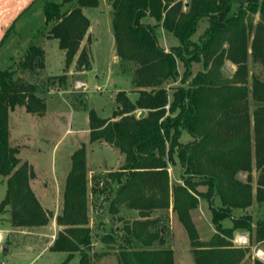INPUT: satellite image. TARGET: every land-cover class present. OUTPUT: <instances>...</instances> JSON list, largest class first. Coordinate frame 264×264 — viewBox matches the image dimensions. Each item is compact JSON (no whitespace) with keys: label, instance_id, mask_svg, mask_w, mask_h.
Wrapping results in <instances>:
<instances>
[{"label":"trees","instance_id":"trees-1","mask_svg":"<svg viewBox=\"0 0 264 264\" xmlns=\"http://www.w3.org/2000/svg\"><path fill=\"white\" fill-rule=\"evenodd\" d=\"M69 1H45L46 36L59 40L66 70L75 61L78 68L87 69L93 38L84 7H96L100 0H76L75 6L63 9ZM110 1L119 65L132 70L137 96L131 99L124 90L118 91V105L109 118L93 109L89 112L90 141H105L125 155L120 168L109 171L94 193L110 192L106 198L112 216L125 209L136 210L140 218L125 219L119 234L103 233L100 240L108 248L103 253L95 250L98 235L91 225L93 202L83 143L72 154L63 208L56 215L59 229L50 249L67 253L59 264H99L104 254L113 251L119 264H175L174 249L166 243L164 218L151 217L152 212L171 209L189 232L196 264H246L243 259L250 248L233 243L236 232L248 231L264 242V218L254 221L252 213L234 214L235 209L251 207L254 199L264 202V79L256 74L250 79L247 63L251 54L264 65V0H244L238 5L236 0ZM147 16L156 23L145 20ZM203 19L209 24L194 41ZM159 25L172 32L179 44L162 47L156 33ZM225 60L237 65L231 77L223 73ZM179 61L185 66L181 76ZM200 61L204 68L193 75L192 64ZM19 67H45L38 41L27 48ZM66 74L55 77L64 82ZM15 75L13 67L0 69V175L7 177L8 187L0 213L9 212L16 227L42 226L54 214L30 186L35 171L29 163H21L18 148L10 142L9 112L21 105L31 114L44 115L47 103L36 94L33 83ZM179 77L181 85H166ZM142 110L145 113L139 116ZM183 131L192 139L181 141ZM175 155L182 166V182L171 180L169 162ZM254 167L258 182L253 195ZM240 171L248 173L247 181L237 177ZM201 185L206 189L200 190ZM201 198L208 201L216 230L208 241L199 239L191 215ZM227 219L231 225L224 224ZM254 263L264 264L258 259Z\"/></svg>","mask_w":264,"mask_h":264},{"label":"rangeland","instance_id":"rangeland-1","mask_svg":"<svg viewBox=\"0 0 264 264\" xmlns=\"http://www.w3.org/2000/svg\"><path fill=\"white\" fill-rule=\"evenodd\" d=\"M46 0H34L32 4L18 16L13 25L3 35L0 41V69L13 67L16 77L23 79L36 86V94L47 103L44 115L30 113L25 106L18 105L9 112V137L12 146L18 148L21 163L27 162L35 171V176L30 181V186L35 191L40 203L53 212L54 216L47 225L16 227L9 219V212L0 213V264H59L67 257L66 252L51 250L50 246L59 229L56 215L63 208V193L65 182L71 170L72 154L83 143L86 144L89 197L93 202L90 206L91 225L98 235L95 239L94 248L103 253L108 246L101 242L103 233H121L124 220L140 218L136 212L125 209L112 216L109 212L110 201L106 196L110 192H96L102 187L101 179H108V172L117 170L124 162L125 155L105 141L91 142L90 110H95L101 117L109 118L117 108L116 94L124 90L131 99H135L137 92L132 81V70L119 65V57L116 51L115 35L112 27V6L110 0H100L96 7H84V13L91 19L89 34L92 35L91 66L87 69L77 67L73 62L68 70L65 69V52L59 46V40L46 36L49 26H46L44 6ZM62 2V0H54ZM244 0H236L235 4L243 3ZM77 4L71 0L64 4L63 9H70ZM6 16V15H5ZM3 16V18H5ZM147 21L156 23V20L147 16ZM259 20V15L254 21ZM208 20L199 22L193 40H199ZM4 24L0 26L3 30ZM1 33V31H0ZM160 45L174 46L179 44L178 38L165 27H156ZM38 41L45 53V67L28 70L19 67L25 51L31 43ZM87 39L85 38L84 44ZM249 78L252 74L264 79V65L248 55ZM180 76L185 70L182 61L178 62ZM192 72L195 75L203 69L202 61L192 64ZM237 65L230 60H225L223 73L231 77ZM65 81L55 76L63 75ZM192 75V76H193ZM192 76L187 77L190 80ZM84 82L78 86L77 82ZM180 77L176 81H170L167 86L181 85ZM173 90H169L170 96ZM251 97V95L249 96ZM251 106L253 99L251 97ZM192 139L187 131H183L181 141ZM172 182H182V166L177 156L169 162ZM237 177L247 181L248 173L240 171ZM258 171L251 172V185L253 195L256 193ZM114 184V189L117 187ZM7 177L0 175V202L7 192ZM201 189L206 186L201 185ZM109 193V194H108ZM252 213L253 220L264 218V202L259 203L254 199L251 207L245 210L235 209L234 214L240 216ZM160 214L164 218L163 225L166 228V243L174 249L175 264H196L193 248L190 245V236L180 221L178 215L171 209L168 212L158 210L152 212L151 217ZM122 215L124 219L119 216ZM192 220L198 237L202 241H208L216 233L212 222V214L208 201L201 198L199 206L191 210ZM103 223L108 224L106 227ZM224 224L231 225L228 219ZM162 225V224H161ZM235 245L249 247L243 263L255 264L256 259L264 262V242L255 240V236L248 231L239 230L233 239ZM113 252L105 255H117ZM103 257L98 260L102 264ZM118 259V258H117ZM76 259L72 260L74 262ZM116 264V262H115ZM119 264V262L117 263Z\"/></svg>","mask_w":264,"mask_h":264},{"label":"water","instance_id":"water-1","mask_svg":"<svg viewBox=\"0 0 264 264\" xmlns=\"http://www.w3.org/2000/svg\"><path fill=\"white\" fill-rule=\"evenodd\" d=\"M34 0H0V19L5 16L2 20L4 27L0 33V41L3 39V35L6 31L13 25L18 16L22 14L33 2ZM189 5V1H186V10ZM1 22V20H0ZM145 113L142 110L139 113V116H142Z\"/></svg>","mask_w":264,"mask_h":264},{"label":"crops","instance_id":"crops-1","mask_svg":"<svg viewBox=\"0 0 264 264\" xmlns=\"http://www.w3.org/2000/svg\"><path fill=\"white\" fill-rule=\"evenodd\" d=\"M162 47H165L166 49H169L170 46H169V44H166V45H164ZM133 212H136V214H137L136 210L135 211H131V213H133ZM103 225L106 227L108 224L103 223ZM115 262H116V264L118 263V259H117V257L115 255H105L103 257L102 264H115Z\"/></svg>","mask_w":264,"mask_h":264},{"label":"built area","instance_id":"built-area-1","mask_svg":"<svg viewBox=\"0 0 264 264\" xmlns=\"http://www.w3.org/2000/svg\"><path fill=\"white\" fill-rule=\"evenodd\" d=\"M77 85L81 87V86H83V85H84V82H82V81H81V82H80V81H78V82H77Z\"/></svg>","mask_w":264,"mask_h":264},{"label":"bare ground","instance_id":"bare-ground-1","mask_svg":"<svg viewBox=\"0 0 264 264\" xmlns=\"http://www.w3.org/2000/svg\"><path fill=\"white\" fill-rule=\"evenodd\" d=\"M3 19H4V18L0 19V20H1V22H0V26H1V25H2V23H3V21H2ZM0 31H2V30H0Z\"/></svg>","mask_w":264,"mask_h":264}]
</instances>
